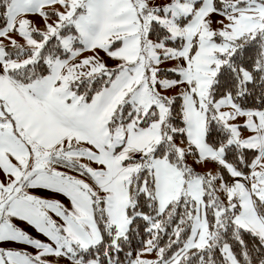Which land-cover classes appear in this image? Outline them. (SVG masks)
<instances>
[{"label": "snow or ice", "instance_id": "1", "mask_svg": "<svg viewBox=\"0 0 264 264\" xmlns=\"http://www.w3.org/2000/svg\"><path fill=\"white\" fill-rule=\"evenodd\" d=\"M0 264H264V0H0Z\"/></svg>", "mask_w": 264, "mask_h": 264}]
</instances>
